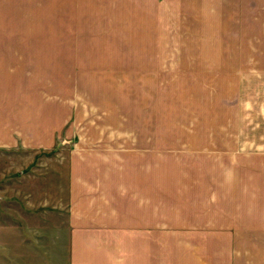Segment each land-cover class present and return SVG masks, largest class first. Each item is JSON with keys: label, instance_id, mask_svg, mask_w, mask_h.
Listing matches in <instances>:
<instances>
[{"label": "crops", "instance_id": "obj_1", "mask_svg": "<svg viewBox=\"0 0 264 264\" xmlns=\"http://www.w3.org/2000/svg\"><path fill=\"white\" fill-rule=\"evenodd\" d=\"M135 6L136 0H0V150L51 149L55 135L71 127L66 107L71 116L79 95L56 103L49 87L100 79L129 85L108 71L146 70L142 59L133 62ZM208 69L214 72V63ZM36 86L45 87L43 96ZM114 143L70 155L64 204L4 211L19 230L14 246L4 243L8 260L264 264L263 177H230L238 163L223 164L229 177H151L161 173L156 157L153 164L145 151L122 154ZM21 231L32 244L23 245Z\"/></svg>", "mask_w": 264, "mask_h": 264}, {"label": "rangeland", "instance_id": "obj_2", "mask_svg": "<svg viewBox=\"0 0 264 264\" xmlns=\"http://www.w3.org/2000/svg\"><path fill=\"white\" fill-rule=\"evenodd\" d=\"M134 13L133 62L146 70L108 71L129 85L49 87L56 103L79 95L71 116L66 107L71 127L51 149L0 150V264H25L8 260L4 243L14 246L19 230L4 211L64 204L70 155L104 142L156 157L161 173L151 177H229L223 164L238 163L230 177L264 185V0H136Z\"/></svg>", "mask_w": 264, "mask_h": 264}]
</instances>
